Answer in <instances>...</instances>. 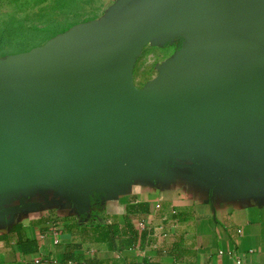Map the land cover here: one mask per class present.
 <instances>
[{
	"label": "water",
	"instance_id": "1",
	"mask_svg": "<svg viewBox=\"0 0 264 264\" xmlns=\"http://www.w3.org/2000/svg\"><path fill=\"white\" fill-rule=\"evenodd\" d=\"M175 39L136 87L142 48ZM161 173L264 191V0H116L0 58V226L46 206L79 214Z\"/></svg>",
	"mask_w": 264,
	"mask_h": 264
},
{
	"label": "crops",
	"instance_id": "2",
	"mask_svg": "<svg viewBox=\"0 0 264 264\" xmlns=\"http://www.w3.org/2000/svg\"><path fill=\"white\" fill-rule=\"evenodd\" d=\"M87 203L79 214L46 206L6 220L0 264H264V191L230 196L161 173Z\"/></svg>",
	"mask_w": 264,
	"mask_h": 264
},
{
	"label": "rangeland",
	"instance_id": "3",
	"mask_svg": "<svg viewBox=\"0 0 264 264\" xmlns=\"http://www.w3.org/2000/svg\"><path fill=\"white\" fill-rule=\"evenodd\" d=\"M115 1L0 0V58L42 45L76 24L98 20ZM173 42L142 48L132 72L136 87H143L157 74L158 65L173 55L180 46Z\"/></svg>",
	"mask_w": 264,
	"mask_h": 264
},
{
	"label": "built area",
	"instance_id": "4",
	"mask_svg": "<svg viewBox=\"0 0 264 264\" xmlns=\"http://www.w3.org/2000/svg\"><path fill=\"white\" fill-rule=\"evenodd\" d=\"M237 264H249V263H247V262L244 261V260H238V261H237Z\"/></svg>",
	"mask_w": 264,
	"mask_h": 264
},
{
	"label": "flooded vegetation",
	"instance_id": "5",
	"mask_svg": "<svg viewBox=\"0 0 264 264\" xmlns=\"http://www.w3.org/2000/svg\"><path fill=\"white\" fill-rule=\"evenodd\" d=\"M173 44L179 45L180 44V40L179 39L174 40Z\"/></svg>",
	"mask_w": 264,
	"mask_h": 264
}]
</instances>
